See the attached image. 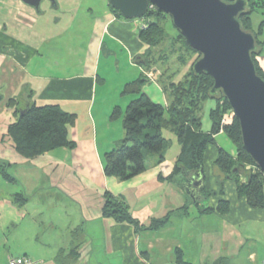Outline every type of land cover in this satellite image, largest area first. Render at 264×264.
<instances>
[{"label": "crops", "instance_id": "0c3cea01", "mask_svg": "<svg viewBox=\"0 0 264 264\" xmlns=\"http://www.w3.org/2000/svg\"><path fill=\"white\" fill-rule=\"evenodd\" d=\"M258 10L257 18L262 21L264 6ZM260 21L252 22L253 27ZM146 23L144 18L117 16L108 0H41L38 9L22 0H0V116L9 123L14 121L13 109L6 108L10 98L18 99L20 108L28 102L57 105L76 116L67 127L74 148H58L35 158L46 159L55 178L62 176L52 182L53 186L62 185L69 200L76 203L77 218L49 222L47 233H61L51 237L66 242V253L78 246L74 243L85 244L83 249L78 246L82 254L76 264H174L177 249L191 264H212L220 259L228 264H264V208H250L237 196L233 181H220L214 174L217 148L224 149L216 140L219 134L224 135L221 131L214 135L215 145L204 151L202 188L208 204L201 202V190V198L193 202L183 188L165 179L179 153L178 148L169 156V149L177 142L168 131L170 137H165L171 146L163 162L148 159L143 172L125 181L103 172L102 155L124 136L115 123L121 118L111 120L110 115L115 108L121 113L125 110L133 97L122 95L124 85L145 71L136 58L147 49L138 40ZM260 38L264 39V27ZM121 57L138 73L123 77L111 95L105 90L107 72L100 71V63L108 58L118 66ZM259 62L264 71V46ZM154 83L164 98L159 103L166 104L168 96L161 82ZM146 95L151 100L157 98ZM209 129L210 122L203 130ZM227 152L234 155L235 149ZM70 175H76L79 183L68 181ZM104 193L121 200L141 229L102 216ZM165 217L167 223L160 229H147L152 220ZM56 254L47 261L39 262L40 257L34 261L55 264Z\"/></svg>", "mask_w": 264, "mask_h": 264}, {"label": "trees", "instance_id": "16d2710c", "mask_svg": "<svg viewBox=\"0 0 264 264\" xmlns=\"http://www.w3.org/2000/svg\"><path fill=\"white\" fill-rule=\"evenodd\" d=\"M222 1L229 3L234 0ZM245 1V9L240 14L239 21L243 29L251 32L255 37L256 47L252 53V60L257 74L264 81V71L259 62L264 46V39L260 38L264 20L262 19L256 28L252 25L253 14L264 6V1ZM110 9L117 16H121L113 8ZM142 18L146 19L147 23L139 31L138 40L146 45L147 49L143 55L136 58V62L140 63L145 71L138 79L124 85L122 95L133 97L127 103L125 110L121 113L115 108L110 115L111 120L121 118L124 136L115 148L104 153V174L125 181L143 172L148 159L156 158L157 163L163 162L165 152L171 146L170 140L164 135L166 131L175 137L179 153L172 173L165 179L171 181L182 170L197 173L202 169L205 149L209 145H215L214 135L221 131L234 146L235 153L231 155L226 150L217 148L218 155L213 163L215 176L220 181L223 179L233 181L237 196L243 198L250 208H264V173L245 151L237 119L233 117L228 124L221 125L222 117L230 108L221 92L211 93L213 79L209 75L194 73L192 65L199 58V54L186 44L183 36L174 27L175 36H170L166 32L163 24L166 18L171 20L167 14L153 8L147 10ZM155 50L160 52L157 58H154ZM175 54H178V63L188 68L179 80L174 81L169 75L168 81L161 83L162 91L168 96V101L166 104L155 103L142 90L150 81L145 73L156 63L166 64ZM193 55L195 59L189 63L188 59ZM188 63L189 65L186 66ZM2 100L0 94V103ZM207 100H212L214 105L208 114L210 129L205 132L201 110ZM6 108L13 109L14 121L7 125L5 137L21 158L35 159L58 148H74V143L67 137V127L72 125L76 118L74 114L63 111L57 105L36 106L33 102H28L24 108H20L16 98H10L6 102ZM4 176L14 181L9 175L4 174ZM201 195V199H205L204 188L201 189ZM104 197L105 201L101 207L102 216L113 218L118 223H128L135 230L141 229L142 226L129 214L121 200L113 198L108 193H104ZM15 200L24 203L27 198L17 194ZM221 204L220 202L219 205ZM167 220L168 217L152 220L147 229L158 230L167 223ZM79 255L78 246L71 248L67 253L60 249L54 262L76 264ZM174 257V264H191L184 260L178 249L174 251ZM212 264H228V262L220 259Z\"/></svg>", "mask_w": 264, "mask_h": 264}, {"label": "water", "instance_id": "95a60500", "mask_svg": "<svg viewBox=\"0 0 264 264\" xmlns=\"http://www.w3.org/2000/svg\"><path fill=\"white\" fill-rule=\"evenodd\" d=\"M22 1L35 9L41 2ZM108 3L128 20L142 18L149 5L171 18L186 44L199 54L192 65L194 73H204L213 79L211 93L221 92L228 102L238 121L245 151L264 173V81L252 60L255 37L239 21L246 1L108 0ZM189 173L182 170L172 181L195 202L201 198L204 173L200 169L187 178Z\"/></svg>", "mask_w": 264, "mask_h": 264}, {"label": "rangeland", "instance_id": "374dc122", "mask_svg": "<svg viewBox=\"0 0 264 264\" xmlns=\"http://www.w3.org/2000/svg\"><path fill=\"white\" fill-rule=\"evenodd\" d=\"M257 13H254L252 16L254 25L260 21V18H257ZM163 26L170 36H175L176 30L173 28L174 26L169 18H166ZM155 51L154 58H157L160 52L158 53V50ZM177 56L178 54H175L170 57L166 64L156 63L155 66H152L151 70L155 73L154 77L145 84L143 91L151 95V97L157 96V98L155 97L152 100L155 103L164 101V98L161 97L162 94L159 93L154 82L156 80L158 83L159 81L161 83L166 82L169 75L171 76L170 78L177 81L181 78L182 72H185L188 68L178 63ZM106 59H102L100 71L104 70L107 72V74L105 73L107 79L105 90L112 95L116 91V85L122 79L129 77L132 72H135V74L138 72L135 68L127 64L125 65L126 59H122V57L119 58L118 66H116V63L112 64V60ZM194 59L195 55L189 57L188 62L191 63ZM99 86L98 84V90L100 89ZM20 105H22V102H20ZM213 105L214 102L212 100H207L201 110L202 124L205 130L209 127L208 114ZM8 123V119L1 115L0 264H7L8 257L20 256H27L33 260L36 257H40L39 262L47 261L56 252L58 253L60 249L64 250L67 245L66 242H57L56 238L54 240V237L57 236L56 234H61L58 230L56 233L52 232L55 233L53 238L51 237L52 233H47L51 226H49V222L74 221L72 218H77V211L74 207L76 203L69 200L70 196H68V192L63 189L62 185L53 186L52 182L60 181L59 179L62 176L59 175L58 178L54 177L51 165H49L46 159H24L15 153L9 140L5 137ZM115 123L122 128L120 120L115 121ZM116 124L113 126H116ZM164 135L167 137L166 132H164ZM216 140L218 146L223 147L226 151L231 152L233 150L234 146L224 135L219 134ZM178 148V145L174 143L168 151L170 152L169 156L174 154ZM67 173L65 172L62 175L64 176ZM4 174L14 178V181L8 180ZM72 177L70 175L68 181L75 179L79 183V178L76 175H72ZM17 194L23 195L27 200L24 203L23 201L15 200ZM201 202L205 204L207 200L202 199ZM59 230L63 229L60 228ZM74 245H78L80 249H83L85 246L83 243H74ZM80 249H78L79 253L82 254V250L80 251Z\"/></svg>", "mask_w": 264, "mask_h": 264}, {"label": "built area", "instance_id": "2783aa9c", "mask_svg": "<svg viewBox=\"0 0 264 264\" xmlns=\"http://www.w3.org/2000/svg\"><path fill=\"white\" fill-rule=\"evenodd\" d=\"M154 6L153 5H149L148 9H153ZM146 78H148L149 80H152L154 77V72L153 71H147L145 73ZM233 113L231 110H229V112L227 114H225L222 119H221V125H226L228 124L231 119L233 118ZM7 264H37V262H35L34 260H32L31 258L27 257V256H20V257H8V261Z\"/></svg>", "mask_w": 264, "mask_h": 264}]
</instances>
